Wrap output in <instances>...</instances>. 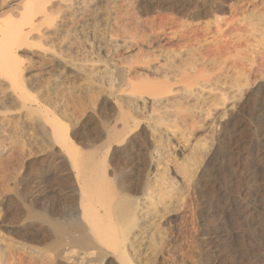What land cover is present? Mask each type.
Returning a JSON list of instances; mask_svg holds the SVG:
<instances>
[{"label": "bare ground", "instance_id": "6f19581e", "mask_svg": "<svg viewBox=\"0 0 264 264\" xmlns=\"http://www.w3.org/2000/svg\"><path fill=\"white\" fill-rule=\"evenodd\" d=\"M92 1L0 0V79L9 81L15 89L23 87L24 70L19 53L24 46L35 43L45 52L51 51L62 58L73 72L81 73L82 79L97 91L96 97L101 98L96 116H90L84 124L83 149L77 146L68 123L61 117L60 96L53 102V114L42 107H34L35 116L38 113L45 120L43 130L51 136L50 145L58 159L54 172L71 188L69 219L45 206L38 211L29 203L27 179L23 181V189L16 192L18 205L29 213L40 230L52 235L45 251L47 264H161V259L166 258V248L174 240L170 216L175 204H180L184 198L182 187L188 184L194 189L208 170V164L200 169L201 155H205L201 147H205L206 142L200 143L199 137L195 140L196 133L202 128L213 133L214 121L209 117L212 108H218V97L226 98L234 87L241 92V86H245L240 85L241 78L233 74L234 78L230 73V57L237 49L231 39L240 29L232 21L220 20L218 10L210 7L192 14V4L188 2L160 3L159 8L170 10L176 18L184 15L188 22L190 19H214L201 25L192 22L181 25L180 20L171 16L165 24L149 16L158 7L155 8L156 5L137 7L129 0L118 3L115 0L109 4L108 18L103 23L105 32L99 34L97 24L87 30L92 27L88 24V17L94 14L89 7ZM245 2L251 26L255 23L264 27V0ZM220 21L222 26L212 27ZM98 23L103 25L101 21ZM98 42L108 43L106 53L114 59L102 72L93 66L89 70L86 68L87 62L94 63L91 52L96 54L94 48ZM248 80L246 78L245 87L249 86ZM205 89L219 92L215 98L213 94L212 99L206 98ZM249 97H246L247 102ZM108 103L113 105L109 106L111 110L106 107ZM26 104V108L33 107ZM232 106L234 108V103ZM45 122L50 123L49 128ZM175 130L189 142L190 153L174 146ZM13 168L15 171L17 167ZM19 180L20 176L16 182ZM30 241L33 245L34 240ZM206 242L203 235L195 241L194 248L200 250L192 253L191 260L204 259L201 252ZM35 243L40 245L39 241ZM38 248L36 254L43 251ZM2 250L8 252L6 248ZM3 252L0 250V264H8L3 260ZM19 263L26 262L19 260Z\"/></svg>", "mask_w": 264, "mask_h": 264}, {"label": "rangeland", "instance_id": "374dc122", "mask_svg": "<svg viewBox=\"0 0 264 264\" xmlns=\"http://www.w3.org/2000/svg\"><path fill=\"white\" fill-rule=\"evenodd\" d=\"M113 1L93 0L90 3L89 7L94 14L91 13L88 17L90 20L88 24L92 27H88L87 30L93 29V25L97 24L99 27L97 26L96 29L100 31L99 34L105 32L104 24L108 18L107 11L110 9V5L115 3V0ZM120 1H130L133 6L137 7H154L156 5L155 8L158 6V9L156 8L154 13L149 16L154 17L157 23H165L169 17L171 19L173 17L180 20L179 24L181 25L191 22V24L201 25L205 22H213L214 19L212 17L201 20L190 19L191 21L188 22L184 15H177L176 18L173 12L161 9L159 6L165 2H188L192 4L190 9L192 14L200 13L210 7L212 10H218L217 14L220 20L232 21L240 29L231 39L234 40V44H237V49L230 57L232 64L230 73L242 79V81L239 79L240 85L245 84L246 86V78H248L249 86H241L243 94L237 91V87H234L236 90L232 88L227 95L230 97H226L227 99L218 97L220 105L218 104L216 110L212 108L209 117V120L214 121V135L209 133V130L206 131V128H202L196 133L195 140H199L197 138L199 137L200 143L201 141L207 143H205V147H201L202 153L205 154L201 156H203L202 159L205 157V160L200 158V169L208 164V170L206 168L208 172L206 171L201 183L195 185L197 187L194 189L189 188L188 184L183 185L182 194H185L182 201L184 202L175 204L176 208L170 216L172 225L170 226L174 230L171 238L174 240L166 248L164 255L166 260L161 259V262L163 264H264V27L262 29L255 23H253V27L251 26L249 12L246 13L247 10L244 8L246 0H117L116 3ZM98 20L101 21V25L104 24L100 26ZM218 25L222 26L223 22H215L212 27L216 28ZM257 27L260 28V31L257 30ZM177 30L179 31L181 28H177ZM259 39H262L261 43H257ZM98 43H95L94 48L96 54L91 52L94 63L87 62L86 68L89 70L94 67L96 71L102 72L105 70V66L113 64L114 59L106 53L108 43ZM97 50L100 54L97 53ZM19 56H21V67L24 70L22 73L23 87L15 89L9 81L0 79V247L8 249L7 252L5 248H2L9 255H5L6 252L4 253L1 248L0 250L5 256L3 260L8 261V264H21L19 260L24 263L28 262L27 264H38V261L39 264H47L46 250L48 247L46 246L52 241V235L48 234L47 230H40V226L33 222L29 213L21 205H18L16 192L23 189V181L27 179V201L29 203H32L38 211L45 206V208L55 211L56 214L69 219L67 218L70 214L68 198L71 188L69 183L60 180V174L54 172L53 168L58 159L50 145L51 136L47 135V132L42 128L45 120L38 113L36 118L35 108L42 107L53 114L55 113L53 105L60 96L61 111L63 110L60 112L61 117L68 123L70 132L74 135V140L80 148L84 144L82 136L84 124L90 116H96L95 113L101 98L96 97L98 93L95 92L97 91L90 88L88 82L82 79L81 73L73 72L69 64H66L59 56L53 55L51 51L45 52L33 43L30 46H24ZM96 60L98 61L96 62ZM93 86L96 87V83ZM204 91L206 98L207 96L215 98L219 92V90L210 91L208 89ZM233 96L235 98L232 99ZM246 97H249L248 102ZM232 101L235 105L234 108ZM25 103L33 107L26 108ZM111 105L108 103L106 107L111 110L109 108V106L113 107ZM221 118H224L223 121ZM41 121L43 122L41 123ZM45 124L49 128L50 123L45 122ZM41 131L48 137L42 135ZM175 131L177 134L172 141L174 146L178 145L179 149L186 151V154L190 153L189 142L180 136L178 130ZM206 134L208 136H205ZM208 140L209 142H207ZM81 148L83 149V147ZM12 157L13 159H11ZM9 161L10 163L7 164ZM14 161L16 164L13 163ZM13 167H17L15 171H13ZM18 176H20V180L16 182ZM202 235L207 239L206 248L201 252L204 259L191 260L192 253L200 250V248L195 249L194 245L196 240L202 238ZM31 239L36 245L31 244L33 243L30 241ZM25 241H30L31 246ZM37 241L40 245L35 243ZM35 246L43 251L36 254ZM11 250L12 252H10ZM22 251L24 254H21ZM11 257L12 260H10Z\"/></svg>", "mask_w": 264, "mask_h": 264}]
</instances>
